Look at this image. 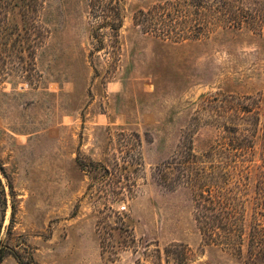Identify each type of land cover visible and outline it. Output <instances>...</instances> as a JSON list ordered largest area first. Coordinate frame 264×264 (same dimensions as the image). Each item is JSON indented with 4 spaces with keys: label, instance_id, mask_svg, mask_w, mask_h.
<instances>
[{
    "label": "rangeland",
    "instance_id": "obj_1",
    "mask_svg": "<svg viewBox=\"0 0 264 264\" xmlns=\"http://www.w3.org/2000/svg\"><path fill=\"white\" fill-rule=\"evenodd\" d=\"M163 1L123 0L114 37L90 0H0V264H264V24L162 40L135 18ZM239 113L257 136L236 253L157 169L218 166Z\"/></svg>",
    "mask_w": 264,
    "mask_h": 264
},
{
    "label": "trees",
    "instance_id": "obj_2",
    "mask_svg": "<svg viewBox=\"0 0 264 264\" xmlns=\"http://www.w3.org/2000/svg\"><path fill=\"white\" fill-rule=\"evenodd\" d=\"M90 1L98 15L95 19L118 37L123 0ZM135 24L145 34L177 43L202 40L218 30H261L264 15L257 0H164L140 12ZM234 118V122L223 123L220 128L221 143L213 150V157L222 160L218 166L197 168L198 158L190 150L157 171L162 178L170 179L165 182L170 188L186 186L193 192L195 220L203 241L237 253L243 233L240 222L244 211L239 206L245 184L233 183V178L240 158L251 150L257 135L238 124L246 119L241 113ZM5 256L1 250L0 263Z\"/></svg>",
    "mask_w": 264,
    "mask_h": 264
}]
</instances>
